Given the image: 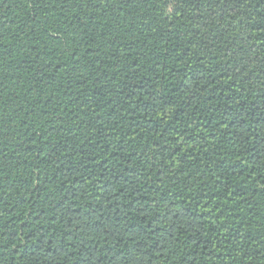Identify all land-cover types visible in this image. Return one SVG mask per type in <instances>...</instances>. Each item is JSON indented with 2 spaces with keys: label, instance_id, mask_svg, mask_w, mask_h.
I'll list each match as a JSON object with an SVG mask.
<instances>
[{
  "label": "trees",
  "instance_id": "1",
  "mask_svg": "<svg viewBox=\"0 0 264 264\" xmlns=\"http://www.w3.org/2000/svg\"><path fill=\"white\" fill-rule=\"evenodd\" d=\"M0 264H264V0H2Z\"/></svg>",
  "mask_w": 264,
  "mask_h": 264
},
{
  "label": "snow or ice",
  "instance_id": "2",
  "mask_svg": "<svg viewBox=\"0 0 264 264\" xmlns=\"http://www.w3.org/2000/svg\"><path fill=\"white\" fill-rule=\"evenodd\" d=\"M0 2H2V0H0Z\"/></svg>",
  "mask_w": 264,
  "mask_h": 264
}]
</instances>
